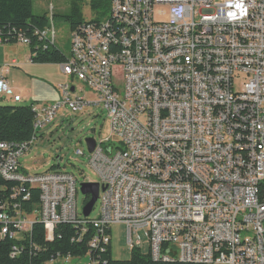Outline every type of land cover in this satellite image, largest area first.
Instances as JSON below:
<instances>
[{
	"label": "built area",
	"instance_id": "built-area-1",
	"mask_svg": "<svg viewBox=\"0 0 264 264\" xmlns=\"http://www.w3.org/2000/svg\"><path fill=\"white\" fill-rule=\"evenodd\" d=\"M37 36L55 43L52 26ZM60 69L97 100L60 85L59 102L34 107L33 130L62 108L102 106L111 137L89 154L98 182L29 175L20 160L37 138L1 143L0 178L22 189L0 205L1 237L20 241L37 224L91 227L97 251L124 225L127 247L142 249L144 231L155 261L264 264V0H111L108 17L71 33ZM0 97L21 102L3 76ZM92 183L106 190L90 220L78 198ZM25 185L40 192L29 213L10 205Z\"/></svg>",
	"mask_w": 264,
	"mask_h": 264
},
{
	"label": "trees",
	"instance_id": "trees-1",
	"mask_svg": "<svg viewBox=\"0 0 264 264\" xmlns=\"http://www.w3.org/2000/svg\"><path fill=\"white\" fill-rule=\"evenodd\" d=\"M84 0H73L68 15L62 16L70 24L71 33L87 23L82 17ZM100 0H91L92 9L101 7ZM51 28L48 13L36 15L33 0H0V40L3 45L22 44L28 40L30 59L35 64L61 65L68 61L65 55L49 40L42 41L37 33ZM35 105L23 106L4 104L0 106V144L29 143L38 138L33 130L36 119ZM56 167H54L55 169ZM53 171V170H51ZM58 171V170H54ZM50 172V171H49ZM20 188V189H19ZM21 192L19 184L0 178V205L12 196L14 190ZM24 192L18 194L10 205L20 203L26 212H31L40 204V192L25 185ZM28 196V201L24 197ZM93 218H90L92 220ZM111 234V232H109ZM95 232L91 227L83 228L73 225H60L55 229L37 224L32 232L20 241H11L0 236V264H46L59 257L73 259L90 256L92 262L98 264H186L179 262L155 261L151 251L143 253L142 249L132 251L127 261L115 260L112 256L111 244L104 250H92L91 241ZM14 247L18 254L13 257Z\"/></svg>",
	"mask_w": 264,
	"mask_h": 264
},
{
	"label": "rangeland",
	"instance_id": "rangeland-1",
	"mask_svg": "<svg viewBox=\"0 0 264 264\" xmlns=\"http://www.w3.org/2000/svg\"><path fill=\"white\" fill-rule=\"evenodd\" d=\"M100 1L102 6L94 10L91 7V0H84L81 13L85 21H101L110 15L111 0ZM217 2H220V0H217ZM72 3L73 0H33L34 13L36 15L48 13L51 26L55 29L54 44L67 56H69L71 49V31L69 22L64 20L62 16L69 14ZM47 66L51 70V78L53 80L60 77L62 85L70 84L77 88V93L73 97L83 96L88 102L97 100L96 94L85 88L82 83L65 76L61 72L60 65ZM46 81L47 86L36 84L33 87L34 100L32 101L36 104V108L60 101L59 92L53 86L54 84L49 80H42L41 82L45 84ZM20 83L23 86L29 84L25 79H22ZM81 89L83 90L81 91ZM54 92L56 94L55 100L52 98ZM8 103L13 102L9 101ZM37 136L35 144L31 146L29 152L20 160L25 173L37 175L51 170H60L73 174L80 183L85 181L98 182L96 173L89 166V152L86 140L91 138L98 143H103L111 137L110 120L102 106L87 107L84 111L78 113L62 108L55 117L54 122L46 125ZM77 150L83 151L84 155H78L76 153ZM54 167L56 168L54 169ZM84 200V196L80 193L78 198L80 213L83 210ZM99 210L100 206L97 203L90 215L91 218H96L99 215ZM140 236L144 240L142 252L148 253L150 248L145 232L142 231ZM111 248L112 256L115 260L127 261L131 258L132 250L126 245V227L124 225L112 226ZM46 264H89V257L71 259L69 261L59 257Z\"/></svg>",
	"mask_w": 264,
	"mask_h": 264
},
{
	"label": "crops",
	"instance_id": "crops-1",
	"mask_svg": "<svg viewBox=\"0 0 264 264\" xmlns=\"http://www.w3.org/2000/svg\"><path fill=\"white\" fill-rule=\"evenodd\" d=\"M2 45V46H1ZM0 45V77L3 76L9 83L10 87L14 90L15 94L21 97V102L14 103L12 99L0 97V106L4 104H23V106L36 105L34 104L33 87L36 84L40 86H47L46 83L41 81L49 80L54 84L56 90L62 85L61 78L53 80L51 78V70L47 65L54 64H35L30 59V49L24 44L15 45ZM56 67V66H55ZM55 71V70H54ZM58 72V71H57ZM60 73V72H58ZM50 78V79H49ZM28 81L27 86H23L21 80ZM60 84V85H59ZM57 92V93H58ZM60 95V94H59ZM56 99V94L52 97ZM13 103H8V102ZM27 102V103H26ZM36 107V106H35Z\"/></svg>",
	"mask_w": 264,
	"mask_h": 264
},
{
	"label": "water",
	"instance_id": "water-1",
	"mask_svg": "<svg viewBox=\"0 0 264 264\" xmlns=\"http://www.w3.org/2000/svg\"><path fill=\"white\" fill-rule=\"evenodd\" d=\"M72 93L75 92V88H72ZM86 145L89 154H91L96 146V140L95 139H87ZM106 188L103 186H100L98 183H92V184H82L80 193L84 196L85 200L89 199L88 202L85 204L82 210V214L84 218H89L92 211L95 208V205L97 204L100 191L105 192Z\"/></svg>",
	"mask_w": 264,
	"mask_h": 264
},
{
	"label": "bare ground",
	"instance_id": "bare-ground-1",
	"mask_svg": "<svg viewBox=\"0 0 264 264\" xmlns=\"http://www.w3.org/2000/svg\"><path fill=\"white\" fill-rule=\"evenodd\" d=\"M25 172V171H24Z\"/></svg>",
	"mask_w": 264,
	"mask_h": 264
}]
</instances>
